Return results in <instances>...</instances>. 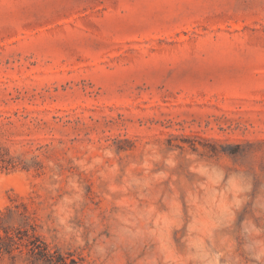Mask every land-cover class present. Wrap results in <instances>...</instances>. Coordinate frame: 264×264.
<instances>
[{
    "label": "rangeland",
    "instance_id": "1",
    "mask_svg": "<svg viewBox=\"0 0 264 264\" xmlns=\"http://www.w3.org/2000/svg\"><path fill=\"white\" fill-rule=\"evenodd\" d=\"M264 264V0H0V264Z\"/></svg>",
    "mask_w": 264,
    "mask_h": 264
},
{
    "label": "trees",
    "instance_id": "2",
    "mask_svg": "<svg viewBox=\"0 0 264 264\" xmlns=\"http://www.w3.org/2000/svg\"><path fill=\"white\" fill-rule=\"evenodd\" d=\"M29 252L34 257V260L41 261L42 264H76L75 260L67 261L62 254L51 248L43 241L40 244L34 241L28 247Z\"/></svg>",
    "mask_w": 264,
    "mask_h": 264
}]
</instances>
